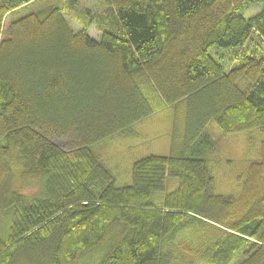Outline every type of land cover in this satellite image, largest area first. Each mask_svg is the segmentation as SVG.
Listing matches in <instances>:
<instances>
[{"label": "trees", "instance_id": "16d2710c", "mask_svg": "<svg viewBox=\"0 0 264 264\" xmlns=\"http://www.w3.org/2000/svg\"><path fill=\"white\" fill-rule=\"evenodd\" d=\"M37 1L0 0V264H264V48L228 71L210 54L264 41V0H99V38L57 6L11 19ZM153 97L183 103L180 144L118 186L93 145L152 115ZM211 121L263 137L235 197L214 191ZM169 177L178 187L155 201ZM187 216L218 229L215 250L180 240Z\"/></svg>", "mask_w": 264, "mask_h": 264}, {"label": "rangeland", "instance_id": "374dc122", "mask_svg": "<svg viewBox=\"0 0 264 264\" xmlns=\"http://www.w3.org/2000/svg\"><path fill=\"white\" fill-rule=\"evenodd\" d=\"M77 1V4L73 6L69 5L66 0H38L35 5L19 7L10 14V17L11 19H16V17L27 13L30 9L39 10L46 9L50 5L57 6L65 14L73 29L86 28L88 34L99 38L102 34L101 27H105L106 21L111 19V15L105 10V6L99 0ZM262 7L263 4L261 3L260 5H251L242 10V15L249 18L257 14ZM249 38L244 45L235 48L212 47L210 54L216 61L221 62L222 66L228 71L231 67L238 66L253 50L264 48V41L256 31ZM151 103L155 109L152 115L143 118L130 128L124 129L93 145V151L96 156L114 174L118 186L131 183L132 163L134 160L149 154L166 155L170 151L171 146L177 147L180 144L184 124L183 103L175 104V106H166L162 105L160 100L155 97H153ZM205 129L213 144L210 162L214 175V191L227 197H235V193L240 186L237 176L245 165L255 159L259 144L263 139L262 134L258 129H254L227 135L218 128L214 121L209 122ZM54 140L63 147L71 143L68 137H56ZM177 185L178 179L169 177L165 190L157 191L153 196L154 200L157 201L164 198L163 196L169 191L175 190L178 187ZM188 217L185 218V220H188L183 221L179 228L180 240L184 244L206 245L209 249L213 246L215 250L217 248L215 239L218 229H206L203 227L202 230L199 225L193 222L195 219H189ZM206 231H208L207 237L203 235V232ZM228 233L229 235L233 234L230 230ZM201 236H204L205 240H202ZM221 242L222 240H219V243ZM224 243L225 245L226 243L231 245V240L226 238ZM239 245L242 247L243 243ZM181 253H183L182 250L180 251ZM239 254L231 257L232 259L228 264H235ZM193 256L198 259L196 255ZM193 261H184V263L195 264ZM211 263L216 262H214L210 253L203 261L196 262V264ZM174 264H177L176 261Z\"/></svg>", "mask_w": 264, "mask_h": 264}]
</instances>
